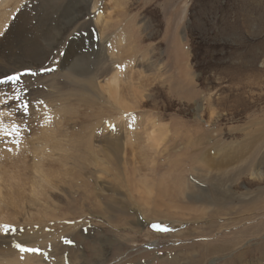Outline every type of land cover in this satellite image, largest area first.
Here are the masks:
<instances>
[{
  "label": "rangeland",
  "instance_id": "374dc122",
  "mask_svg": "<svg viewBox=\"0 0 264 264\" xmlns=\"http://www.w3.org/2000/svg\"><path fill=\"white\" fill-rule=\"evenodd\" d=\"M67 1H57L60 14ZM87 12L65 39L88 54L90 72L104 70L94 89L52 70L53 85L17 105L12 130L31 140L45 121L59 128L56 210L49 221L0 224V233L41 264H191L199 255L200 264H264V0H90ZM51 14L41 4L29 19ZM86 29L89 46L79 43ZM119 85L132 96H114ZM39 91L47 95L27 97ZM104 136L121 140L119 160H109L115 147ZM183 179L217 193L216 218L206 202L176 198Z\"/></svg>",
  "mask_w": 264,
  "mask_h": 264
},
{
  "label": "bare ground",
  "instance_id": "6f19581e",
  "mask_svg": "<svg viewBox=\"0 0 264 264\" xmlns=\"http://www.w3.org/2000/svg\"><path fill=\"white\" fill-rule=\"evenodd\" d=\"M57 1L0 0V224L17 222V220H23V218H25L26 222L49 221V216L54 214L53 212L56 210V198L52 192L54 190H58V192L61 190L60 184L63 182L65 173L61 159H57L54 155L63 148L61 146L62 140L57 138V134L60 132L59 128L55 129L51 125L47 127L48 124L45 121L36 133L37 136L31 140H26V138L12 131L16 129V118L20 116L17 105H20L24 101L27 93L35 92L39 89L43 90L46 84L52 86L53 82L47 76L52 70H56L57 72L54 77H58L57 74L59 75V73L62 76L63 72L65 75L71 77L75 74L81 75L85 80L89 81V86L92 89H94V84L90 82L99 79L101 74L104 73L102 68L101 73L98 74L90 72L87 66L85 68L82 65V60L85 59L86 63H89L88 54L76 55L75 52H80L82 48L77 47L76 51H74L67 46L65 39L66 32L72 30L71 25H74L76 21L86 18L88 15L87 10L90 0H84L83 4L79 7H77L75 0H73L75 2L73 4L70 3L71 0H68L61 14L59 9L63 7V4H58ZM41 4L50 6L52 14L50 17H45V15L36 17V13V16L33 15L36 18L30 21L29 18L32 17L30 14L38 12ZM99 20L100 17L98 18ZM64 21L65 24L63 26L62 22ZM45 25L47 26L45 27ZM70 36L71 34H69ZM78 36L81 40L79 43H84V45H88V43L90 45L92 42L90 39L96 41L91 29L83 30ZM99 40L101 41V39ZM64 44L65 47H62ZM115 84L118 83L116 80H113L112 85H114V90L116 89ZM111 93L116 97L118 94L126 96L125 98L132 96L129 94L130 92L126 93V91H122L121 85H119L118 91ZM39 95L45 97L47 94L45 91H39L37 94H30L27 97L34 98ZM47 118H49L48 120L54 118V123H57V118L54 116H47L45 119ZM20 123H22L21 120ZM153 135L154 132H148L144 143L152 141L154 139ZM100 141H102L105 147L107 145L115 147L114 149H110L109 160L116 156H118V160L121 158L120 139L104 136ZM162 142L164 141H155V147L160 146ZM125 144L129 146L128 141ZM98 149L100 150L101 148L98 147ZM68 159L69 156L66 155L64 158L65 164ZM216 159L208 163L210 165L209 170H218L214 166L215 162H213ZM202 161H205V158ZM217 172L215 171L212 178L216 177ZM219 176L221 177V175ZM199 179L204 181L207 177L201 178L199 176ZM215 180L219 182L218 179L215 178ZM229 180L231 179L229 178ZM229 180L227 183L232 184V180ZM212 187L214 186L212 185ZM174 190H176V194H174L176 198L180 197L185 204L198 205L199 203L202 204L204 202L205 204L206 202L208 210L206 205L204 209L209 212L212 218H216L217 212H220L219 197L213 191H211L213 197L209 194L206 196L205 192L201 191L199 185L196 187L184 179L183 184L180 187H175ZM162 193L163 191L160 192V194ZM175 200L177 201V199ZM214 206H218L215 207L216 210L212 209ZM148 211L146 210L144 214ZM197 211L199 214L194 213L199 215L198 220L203 219L204 216L206 217L207 212H204L202 208L199 209L197 206ZM139 213L141 216L143 215L141 212ZM133 225L136 226L135 223ZM14 245L15 243L10 239L9 230L6 233H0V264H41L38 255L30 251H22L21 248L14 249ZM220 248L222 249V247ZM213 249L217 250L218 246L203 247L202 252H210ZM202 258V255H199L194 257L192 262L191 258L189 262L191 264H200ZM34 259H36L37 263Z\"/></svg>",
  "mask_w": 264,
  "mask_h": 264
},
{
  "label": "snow or ice",
  "instance_id": "6c2138e0",
  "mask_svg": "<svg viewBox=\"0 0 264 264\" xmlns=\"http://www.w3.org/2000/svg\"><path fill=\"white\" fill-rule=\"evenodd\" d=\"M27 107V105H25V108ZM25 115H27V112L24 113ZM153 228L158 230V231H168L167 228H162L160 227L159 225H153ZM19 247V246H18ZM22 251H35V250H32V249H25V248H21Z\"/></svg>",
  "mask_w": 264,
  "mask_h": 264
}]
</instances>
